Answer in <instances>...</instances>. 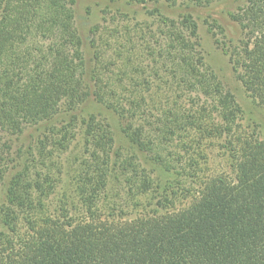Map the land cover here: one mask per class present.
I'll return each mask as SVG.
<instances>
[{
  "label": "trees",
  "instance_id": "16d2710c",
  "mask_svg": "<svg viewBox=\"0 0 264 264\" xmlns=\"http://www.w3.org/2000/svg\"><path fill=\"white\" fill-rule=\"evenodd\" d=\"M129 5L153 23L106 13L88 58L69 0H0V264H264V137L201 36L264 110V0Z\"/></svg>",
  "mask_w": 264,
  "mask_h": 264
},
{
  "label": "rangeland",
  "instance_id": "374dc122",
  "mask_svg": "<svg viewBox=\"0 0 264 264\" xmlns=\"http://www.w3.org/2000/svg\"><path fill=\"white\" fill-rule=\"evenodd\" d=\"M72 3L75 12V21L77 28L85 39V49L88 58L92 54V34L90 30L93 27L105 24L104 19L106 13H123L127 15L126 17L131 24H141L148 23L152 24L153 21L148 17L147 10L141 7H134L129 5V0H69ZM222 5H220V8ZM218 8V9H220ZM217 9V10H218ZM169 11V10H168ZM167 11V12H168ZM221 11V10H218ZM219 13V12H218ZM219 23H221L230 35L237 37L238 28L231 22V20L225 15H218ZM207 26L202 27L201 36L205 50L207 51V60L210 64L217 69L220 73L224 82L231 88L235 93L239 102L242 104L244 109V117L242 120L243 128L248 130H255L262 137H264V110L259 106L255 105L248 95L244 92L242 85L236 79L233 68L230 65L228 57L223 53L222 49L216 44V37L213 38L212 34L207 31ZM90 34V35H89ZM96 113L106 119L111 127V131L116 138L114 152L115 153H126L132 154L130 142L125 137L120 129V124L118 117L111 111L105 109V107H89L84 111V114ZM39 133H30L22 139L20 144L28 146L29 143H33L32 138H36ZM140 161V160H139ZM141 162V161H140ZM142 166L146 169L153 171V176L158 177L160 171L158 169H153L152 166L142 163ZM159 179V178H157ZM161 188L157 189L154 193L142 197L141 201L151 200L152 203H156L157 199L160 197ZM148 202V201H146Z\"/></svg>",
  "mask_w": 264,
  "mask_h": 264
}]
</instances>
